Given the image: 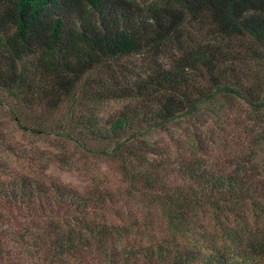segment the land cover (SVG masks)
Wrapping results in <instances>:
<instances>
[{"label":"trees","instance_id":"trees-1","mask_svg":"<svg viewBox=\"0 0 264 264\" xmlns=\"http://www.w3.org/2000/svg\"><path fill=\"white\" fill-rule=\"evenodd\" d=\"M1 114L53 149L0 150V264H264V0H0ZM66 143L123 184L48 176Z\"/></svg>","mask_w":264,"mask_h":264},{"label":"rangeland","instance_id":"rangeland-1","mask_svg":"<svg viewBox=\"0 0 264 264\" xmlns=\"http://www.w3.org/2000/svg\"><path fill=\"white\" fill-rule=\"evenodd\" d=\"M125 59L128 63H136V65L141 63L142 60L141 55H133ZM241 102L245 103L242 100ZM122 104V101H107L103 104L101 113L104 117H107L110 114L114 113ZM234 113L235 115L238 114L237 108L234 109ZM0 117L2 121H5L1 126L3 128V131L6 133V136L8 138H11L13 141L20 143L18 144L20 146V149L16 150L15 153L9 152V155H7V150L2 148L3 146L0 142L1 152L3 153V155H5L6 158L11 160L14 165H27L28 158L30 155H32L34 165L38 166L42 158L49 157V151L53 149L50 146L51 140L49 136L44 134H31L28 132L20 131L16 128L13 122H7L5 115L1 114ZM226 123L227 122L222 124L223 128H220V131L222 130L221 135L225 137L228 136L227 139L231 138V136L229 137V135H232V139L235 141L237 139L236 134L234 135L232 128L229 129V127L227 126L228 124ZM209 124L211 125L212 123L209 122ZM171 130L174 132L175 136L177 134L181 135V131L183 132V129H181V127L172 126ZM159 131L156 135V138H164L166 142H171L170 139H168L169 135L166 134L165 131ZM66 146L69 147V150H66V153L70 155L69 160L62 163L52 161L48 169L45 171L48 176L51 175L55 178L58 177L65 182L76 185L77 187H83L84 184L91 178L102 179L104 176L106 177V179L113 183L121 182V184H123L122 181H120V175L115 163L95 156L90 152H84L83 149L79 146L71 144L69 145V143H66ZM17 153H19V156H16ZM121 208L124 211L128 210V208H137V203L136 201H131L129 204L127 203V205L123 204Z\"/></svg>","mask_w":264,"mask_h":264}]
</instances>
